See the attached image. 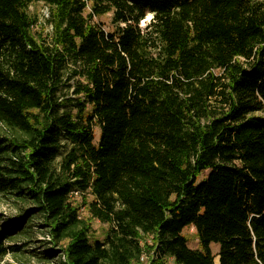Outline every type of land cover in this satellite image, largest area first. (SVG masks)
<instances>
[{
    "label": "trees",
    "instance_id": "obj_1",
    "mask_svg": "<svg viewBox=\"0 0 264 264\" xmlns=\"http://www.w3.org/2000/svg\"><path fill=\"white\" fill-rule=\"evenodd\" d=\"M261 112L264 0H0V261L39 219L58 264H264Z\"/></svg>",
    "mask_w": 264,
    "mask_h": 264
},
{
    "label": "rangeland",
    "instance_id": "obj_2",
    "mask_svg": "<svg viewBox=\"0 0 264 264\" xmlns=\"http://www.w3.org/2000/svg\"><path fill=\"white\" fill-rule=\"evenodd\" d=\"M89 10V5L86 8L85 14ZM28 13L32 18H35L38 23L35 26V30H40V27L43 29L44 34H48L51 30V27L47 24L46 13L48 15V7L42 2H33L28 6ZM112 12H108L104 15L93 17L92 20L95 23H98L102 26L105 31H113L115 30V25L111 21ZM151 19V14L147 13L145 18L142 19L139 23V26L144 29L147 25L149 20ZM65 95L63 97L71 96L69 91H65ZM259 116L264 117V112L258 113ZM94 139L93 141L96 143L98 140L99 128L94 126ZM68 147L62 148L61 155H58L55 159V164L60 161L61 156L65 153ZM206 172L202 173V176H206ZM74 204L78 206L80 216L87 218L91 232L90 236L94 237L98 240H103L106 234L109 232V224L103 223L97 219L89 218V215L86 211L85 206H82L81 198L75 196L72 198ZM90 199V197H88ZM18 206L19 203H15L12 199L1 198L0 199V211L3 212L5 215H15L16 209L15 206ZM182 233L187 238L188 247L192 249H196L199 247V241L195 230L189 226L183 229ZM49 237L47 235L46 228L41 226V221L39 219H33L27 223V231L23 234H18L11 241L7 244L10 246L17 247L16 249H12L1 261L0 264H58V257L54 259H43L42 252L44 248L51 246L48 242ZM144 241H142L143 243ZM146 244H151L150 239H145ZM211 252L215 255L214 262L215 264L218 263V245L213 243L210 245ZM153 256V252L143 253L140 257L141 262L143 264H148ZM61 256V255H60ZM59 256V257H60ZM63 260V257H62ZM165 264H174L171 258L165 259Z\"/></svg>",
    "mask_w": 264,
    "mask_h": 264
},
{
    "label": "built area",
    "instance_id": "obj_3",
    "mask_svg": "<svg viewBox=\"0 0 264 264\" xmlns=\"http://www.w3.org/2000/svg\"><path fill=\"white\" fill-rule=\"evenodd\" d=\"M46 16H48L47 13H46ZM74 193L76 194V192H74Z\"/></svg>",
    "mask_w": 264,
    "mask_h": 264
}]
</instances>
